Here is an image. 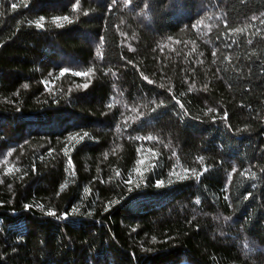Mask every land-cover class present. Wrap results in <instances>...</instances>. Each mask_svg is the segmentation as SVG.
Returning <instances> with one entry per match:
<instances>
[{
    "label": "trees",
    "instance_id": "trees-1",
    "mask_svg": "<svg viewBox=\"0 0 264 264\" xmlns=\"http://www.w3.org/2000/svg\"><path fill=\"white\" fill-rule=\"evenodd\" d=\"M0 264H264V0H0Z\"/></svg>",
    "mask_w": 264,
    "mask_h": 264
},
{
    "label": "snow or ice",
    "instance_id": "snow-or-ice-1",
    "mask_svg": "<svg viewBox=\"0 0 264 264\" xmlns=\"http://www.w3.org/2000/svg\"><path fill=\"white\" fill-rule=\"evenodd\" d=\"M13 7H15V5H13ZM63 19H64V20H67L68 17H64ZM76 75H84V76H87L88 73H76ZM87 86H88L87 84L84 85V87H87ZM50 214H53V213H50Z\"/></svg>",
    "mask_w": 264,
    "mask_h": 264
}]
</instances>
